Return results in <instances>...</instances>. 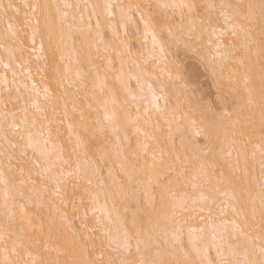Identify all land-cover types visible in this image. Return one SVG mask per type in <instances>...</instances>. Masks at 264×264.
Segmentation results:
<instances>
[{"label":"snow or ice","instance_id":"snow-or-ice-1","mask_svg":"<svg viewBox=\"0 0 264 264\" xmlns=\"http://www.w3.org/2000/svg\"><path fill=\"white\" fill-rule=\"evenodd\" d=\"M101 12L123 50L100 53ZM0 23V264H264V0H0ZM141 25L134 54L119 28ZM110 50L118 91L107 87ZM193 59L214 102L188 72ZM150 68L169 81L175 71L170 111ZM7 70L26 82L9 87Z\"/></svg>","mask_w":264,"mask_h":264},{"label":"bare ground","instance_id":"bare-ground-1","mask_svg":"<svg viewBox=\"0 0 264 264\" xmlns=\"http://www.w3.org/2000/svg\"><path fill=\"white\" fill-rule=\"evenodd\" d=\"M236 2H240V0H235ZM5 3L9 2V0H4ZM13 3L18 4V5H22L25 2L28 3H32L35 2V0H12ZM41 2H44V0H41ZM47 2L49 3H69L72 5H95V4H100L103 5L105 3L111 2V3H128L130 2V0H47ZM244 2H248V0H244ZM83 12L84 14V21L85 24H87L89 22H91V25L93 28H95L96 26V21H97V16L92 14V9L91 7H88L87 9H84L83 7H81V9L79 11L76 12L77 15V19H79V12ZM99 19L101 20V24L102 27L99 30V35H96V45L99 47L100 49V53L103 54L104 50L106 47H110V49H114L117 47H121V49L123 50L122 46L120 45L119 41H114L113 35H112V30L109 28L108 26V22L107 19L105 18L103 12H101ZM118 19V16H117ZM113 23H115V21H113ZM5 24L4 23H0V31H2L5 28ZM133 31L134 32V41L131 40V37L129 35V31ZM95 35V34H94ZM119 35L121 37V39L124 40V43L132 50V52L135 54L136 51L138 49H141V46L143 45L144 41H143V35H142V25H141V32L138 34L136 31V28L134 26H127V27H122L119 28ZM150 41V38H149ZM134 43V44H133ZM37 46H39V38L37 41ZM149 47H151V44L149 43ZM93 51L95 52V49H93ZM109 56L110 57H116V54L114 51L109 52ZM0 58L4 59V62L7 63V54L3 52V49L0 48ZM125 59V64L123 67V72H124V76H125V81L129 84V86L131 87V89L133 90H137V81L135 79L136 74L140 71L135 63H131L128 62V58L124 57ZM37 61H35V58L33 57V64L36 63ZM42 63V61L40 62ZM96 65L98 66V70L101 71V73H104L105 70L107 69L108 66V61L107 59L104 58H100L97 59L95 61ZM121 68V63H120V58L116 57L114 59V70L113 71H109L108 72V77H107V87L108 89H111L113 91H118L121 89V83L119 80H117L115 77L116 75L119 74V70ZM84 70L87 71L88 70V65H84ZM16 71L19 73L20 69H16ZM150 72H153L152 78L149 79L147 81L148 84L152 85V89L154 92H156L157 95H161V86L162 84L165 85L164 87V92H163V99H160L158 101L160 107L162 109L166 108L168 111H170L176 104V100H177V96L180 94L181 91V87L179 84V81L175 80V71L174 69H171L172 71V76H173V80L169 81L168 79V75H167V71L165 73H161L159 71V69H149ZM6 70L3 69L2 65H0V76H3L5 74ZM32 72H33V79L37 82V84L39 85L40 82V78L39 76L36 75L35 73V68H32ZM7 77L9 80V87L15 89L16 86L21 85V80L25 79L26 82V78H22L19 77L16 80V84H12V72L11 70H7ZM0 88H2V86H0ZM21 92H24L23 87L21 86ZM8 93L6 91H0V96H7ZM12 97L13 100L16 97V92L13 91L12 92ZM121 95H123V93H121ZM150 98V97H149ZM0 107H2V105H0ZM9 108H12V104H9ZM160 123L163 124L164 121L163 119L160 120ZM188 135L192 138H194L197 141V137L195 136V132L194 130L190 129L188 132ZM67 132H64V135L62 137L63 140H67ZM203 139V137H202ZM198 142V141H197ZM134 143V141H133ZM104 174L107 175V169L104 170ZM105 203L103 196H101L100 198V205H97V208H100L101 205H103ZM118 207L122 208V205H120L119 203L117 204ZM112 207V202L109 201L108 202V208L111 209ZM71 210V209H69ZM91 206L89 207V215H91ZM99 214V213H98ZM129 218H130V212H129ZM77 223H79V221H77Z\"/></svg>","mask_w":264,"mask_h":264},{"label":"rangeland","instance_id":"rangeland-1","mask_svg":"<svg viewBox=\"0 0 264 264\" xmlns=\"http://www.w3.org/2000/svg\"><path fill=\"white\" fill-rule=\"evenodd\" d=\"M234 2H236V1L234 0ZM129 35L132 36L131 40L134 41V35H135L134 32L130 30ZM180 58L184 59L183 52H181ZM186 66H187L188 72L192 74V78L194 80H198L199 82L203 83L205 89L208 91L209 94L205 97V101L206 102H214L216 99V91H215V88L211 87L212 80L210 78L209 73L195 59L187 61ZM206 77H207V79H206ZM196 139L198 142H200L202 140V137H197Z\"/></svg>","mask_w":264,"mask_h":264}]
</instances>
